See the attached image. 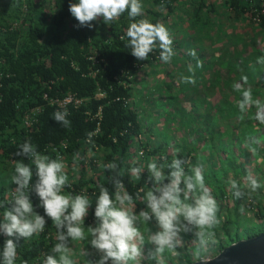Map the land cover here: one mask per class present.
<instances>
[{"label": "trees", "instance_id": "16d2710c", "mask_svg": "<svg viewBox=\"0 0 264 264\" xmlns=\"http://www.w3.org/2000/svg\"><path fill=\"white\" fill-rule=\"evenodd\" d=\"M69 2L0 0L1 165H11L17 144L28 138L41 151L51 155L54 154L48 151L50 148L65 144L66 148L61 154L69 165L73 152L79 150L84 157L79 168H72L73 189L91 192L97 182H106L107 174L99 167L103 162L118 159L124 166L131 160L137 147L142 150L143 156L168 155L163 145L151 146L139 140L144 127L143 118L136 109L135 101L139 97L136 81L140 75L152 74L154 69L164 81L163 92L175 91L171 97L175 94L179 114L185 112L182 108L184 101L202 102L210 95L217 94L220 97L215 111L218 119H236L237 110L232 102L234 93L230 82L239 79L241 72L238 73V69L249 74L254 95L264 96L262 71L257 66V72L253 74L249 67L263 52L249 43L264 41V0H143L146 15L153 22L165 24L168 18L174 17L179 7L189 5L184 13L197 37L187 42L186 36L178 40L180 45L196 49L197 57L205 61V66L196 72V80L199 81L195 86H177L181 74H186V64L196 62L187 55V48L183 52L186 54L184 58L178 59L176 56V62L172 59L167 65L160 62L158 50L151 53L147 61H136L125 47L127 41L120 39L127 25L126 18L122 17L119 22L109 26L98 23L92 30L74 27L78 22L68 12ZM162 4L164 10L160 7ZM222 17L224 20H221ZM244 26L251 27L249 42L244 38L246 32H242ZM198 39L196 43H199V48L193 45ZM203 40L210 41L212 45L209 57L205 55ZM249 46H252V53L242 59ZM228 49H232V53H228ZM198 74L200 77H197ZM67 97L79 102L65 106L71 121V127L65 129L51 119L52 113L60 108L51 105L49 100L61 101ZM213 108L210 107L207 112L210 113ZM36 109L38 112L32 116ZM26 115L33 118L29 126L24 123ZM206 116L210 118V114ZM210 120L209 131L213 136L218 124ZM190 121L187 125L192 123ZM181 124H184L183 120ZM239 126V134L243 128H248V137L257 131L253 124L239 122ZM96 129H99V134L93 137L95 146L85 144V134ZM218 132L217 137L227 133ZM230 134L229 138L233 135L231 131ZM89 153L91 155L88 156ZM179 155L193 160L190 151L179 150ZM168 158L170 160L171 155ZM256 160L264 162V156L258 154ZM260 166H256L257 170L262 168ZM88 169L93 170L92 175L87 174ZM216 182L220 187L219 191L214 189L216 197H224V183L222 180ZM141 184L142 181H129L128 189L135 193ZM11 187L0 186V199L7 197ZM258 201L259 196L252 198L254 204L259 205ZM258 216L264 219L262 213ZM255 235H248L247 232L245 238ZM223 238V244H218L219 251L242 239L228 228L224 229ZM49 243L46 231L30 244L26 243L21 254L29 259V264H38L41 252L48 249Z\"/></svg>", "mask_w": 264, "mask_h": 264}, {"label": "clouds", "instance_id": "9594fccd", "mask_svg": "<svg viewBox=\"0 0 264 264\" xmlns=\"http://www.w3.org/2000/svg\"><path fill=\"white\" fill-rule=\"evenodd\" d=\"M68 12L78 22L74 27L89 30L126 18L120 39L127 41L125 47L136 61H147L158 50L160 62L167 65L176 55L172 32L146 15L143 0H70ZM187 55L196 62L186 64L177 86H195L196 72L203 68L196 49H188ZM257 66L264 71V53L249 66L253 74ZM240 71L230 86L236 119L259 129L264 126V96L254 95L249 74ZM69 115L61 105L51 119L68 129ZM98 134L99 129L87 132L84 143L94 147ZM261 143L249 136L244 147L255 154ZM13 155L7 173L12 187L0 199V264H29L21 249L46 231L50 243L38 264H183L186 254L193 264H209L222 206L206 178L204 161L182 157L175 148L170 160L160 155L141 164L143 152L124 166L112 159L99 165L106 182H97L91 192H77L69 167H80L84 157L79 150L69 165L63 156L41 151L28 138L17 144ZM220 179L234 202H251L264 190V182L251 169L241 177L225 178L221 172ZM129 181H142L135 193L129 191ZM239 214L247 215L243 203Z\"/></svg>", "mask_w": 264, "mask_h": 264}, {"label": "rangeland", "instance_id": "374dc122", "mask_svg": "<svg viewBox=\"0 0 264 264\" xmlns=\"http://www.w3.org/2000/svg\"><path fill=\"white\" fill-rule=\"evenodd\" d=\"M188 6V4H185V6L179 7L174 17L172 16L167 19L166 26L170 29L174 37L173 49L176 52V55L173 57V61L175 62V57L177 56L178 59L184 58V55L186 54L183 52L188 49L186 45H180L178 39H182V37L186 36L185 41L187 42L189 40L193 41L194 37H197L196 33L190 28L185 17L184 10ZM219 6V3H217V8H219ZM221 20H224L223 17ZM250 28L251 27L244 26L242 29V32H246L244 38L247 42L250 41L252 36ZM196 42H199V39L193 43L195 47L199 48V43ZM249 44L256 45V48L264 53L263 40H258L256 42L252 41ZM202 45L205 47V55L209 57L212 54V45L210 41L203 40ZM223 46L221 47L222 50L225 48L226 43ZM239 49L240 47L238 50ZM251 50L252 46H249L248 50L245 51L247 54L241 56V58L246 59L248 53H252ZM229 52L232 53V49H228V53ZM201 61L203 62L204 67L205 61L203 59H201ZM155 71L156 69L152 70V74L150 75H140L136 81V89L139 90V97H136L135 101L137 104L136 109L140 114V117L143 118L144 127V132L139 140H141V142H148L151 146H155L156 144L163 145L164 152L168 155L173 148L178 151H190L193 161H196L197 159L204 161L206 178L208 179L210 186L213 188V191L214 189H216V191L220 190V187L216 185V181L221 180V172L224 174L225 178L232 176L241 177L246 170L251 169L257 177L264 182V162L262 160H256L258 154L264 156V126L249 135L262 141L258 146L257 152L253 154L244 147L246 138L248 137V128H243L239 134L238 130L241 129V126H239L237 119H218L219 117L216 115L217 113H215V111L219 104L220 97H218L217 94L210 95L202 102L196 101V103H193L190 101H184L182 108L185 112L184 114L180 113V115L178 104L175 103V94L171 97V94L175 91H170L171 93L168 91L163 92V87L165 86L164 81L161 80L162 77L160 78ZM237 72H241L240 69H238ZM262 75H264V71H262ZM197 77H200V74H198ZM224 77H226V75H224ZM198 81L199 80H197V82ZM200 90L203 91V88H200ZM186 94L188 95V93ZM213 106L214 110H211V112L208 113L207 110H210V107ZM186 113H188V115L184 118ZM206 114H210V118L207 117ZM209 119L218 124L213 136L209 131ZM182 120L186 125L181 124ZM189 120H191L190 122L192 123L187 125ZM147 129L149 131H147ZM244 130L246 131L243 133L242 131ZM218 131L221 133H227L221 135V137H217L219 134ZM230 131L233 135L229 138L228 135L230 134ZM241 133H243V136ZM210 136H212V139H210ZM225 147H227L228 150ZM193 148H195V150H193ZM141 152L142 150L137 147L132 153L129 162L135 157H138ZM89 155L91 154L89 153L88 156ZM149 158L151 157H140V163H146ZM259 162H262L263 164H260ZM257 165H262V168L257 170ZM10 169L11 165L0 164V186L8 187L10 185V183L7 182V173ZM72 172V168L69 167L70 179L72 178ZM234 172L237 173V175ZM87 174L92 175L93 170L88 169ZM225 192L226 195L224 194V197L217 198L222 206V223L216 229L217 242L209 249L208 259L216 256L220 252L218 250V244L222 245L224 242L223 232L225 228H228L231 233L236 232L239 237H242V239H245L247 232L248 235H250L259 234L264 231V219L258 216V214L261 213L264 215V190H262L259 195V205L248 200L234 202L230 194L227 192L226 186ZM241 203L247 208V215L245 216L239 214ZM89 219L91 218L89 217ZM191 261L192 258L190 255L186 254L183 257V264L190 263ZM173 264H175V262H173Z\"/></svg>", "mask_w": 264, "mask_h": 264}, {"label": "water", "instance_id": "95a60500", "mask_svg": "<svg viewBox=\"0 0 264 264\" xmlns=\"http://www.w3.org/2000/svg\"><path fill=\"white\" fill-rule=\"evenodd\" d=\"M209 264H264V231L228 245Z\"/></svg>", "mask_w": 264, "mask_h": 264}, {"label": "built area", "instance_id": "2783aa9c", "mask_svg": "<svg viewBox=\"0 0 264 264\" xmlns=\"http://www.w3.org/2000/svg\"><path fill=\"white\" fill-rule=\"evenodd\" d=\"M46 98V97H44ZM79 101H76V100H73V98L71 97H67L61 101H58V100H49V103L51 105H56L57 107H61V105H63L64 107L67 105V104H70V103H74V104H77ZM38 112V109H36L33 113H32V116H35L36 113ZM33 119V118H32ZM31 117L29 115H26L25 118H24V123L26 124V126H29L31 121H32ZM66 148V145L65 144H61L60 147H52L50 148L48 151L54 155H61V152Z\"/></svg>", "mask_w": 264, "mask_h": 264}]
</instances>
